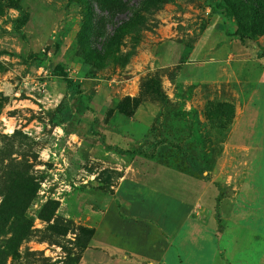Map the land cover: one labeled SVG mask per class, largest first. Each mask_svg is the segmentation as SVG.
<instances>
[{"label":"rangeland","instance_id":"obj_1","mask_svg":"<svg viewBox=\"0 0 264 264\" xmlns=\"http://www.w3.org/2000/svg\"><path fill=\"white\" fill-rule=\"evenodd\" d=\"M250 1L0 0V264L264 263Z\"/></svg>","mask_w":264,"mask_h":264},{"label":"trees","instance_id":"obj_2","mask_svg":"<svg viewBox=\"0 0 264 264\" xmlns=\"http://www.w3.org/2000/svg\"><path fill=\"white\" fill-rule=\"evenodd\" d=\"M100 1L101 0H80L81 4L85 8L88 23H91L92 20V16L90 14L91 7L93 4H99ZM231 8L234 13V17L236 18V29L233 35L240 41L243 39H252L253 37L264 34V7H262V4L259 3V1L251 0L248 4L247 2H242V5L240 3L234 4ZM74 91L75 90L71 93L74 94ZM60 117L64 121H68L71 118V112L69 110L60 112ZM53 224L54 226L51 227V230L58 233L62 232V230L55 227L57 223L54 222ZM85 244L86 243H81V246L79 247L83 249ZM64 264H75L74 256H68Z\"/></svg>","mask_w":264,"mask_h":264},{"label":"crops","instance_id":"obj_3","mask_svg":"<svg viewBox=\"0 0 264 264\" xmlns=\"http://www.w3.org/2000/svg\"><path fill=\"white\" fill-rule=\"evenodd\" d=\"M262 228H264V226H262ZM206 261H207V260H206ZM206 261H205L206 264H215V263H214V259H212V258L210 259L209 262H206ZM240 261H241V260H240ZM219 264H222V262H219ZM248 264H259V262H256V263H255V261L251 260L250 263H248ZM260 264H264V263L262 262V263H260Z\"/></svg>","mask_w":264,"mask_h":264}]
</instances>
